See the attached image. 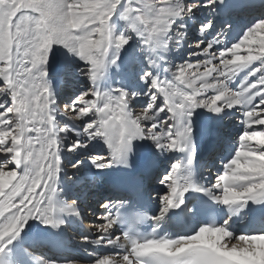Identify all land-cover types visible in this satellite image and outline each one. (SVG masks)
<instances>
[{
    "label": "snow or ice",
    "instance_id": "1",
    "mask_svg": "<svg viewBox=\"0 0 264 264\" xmlns=\"http://www.w3.org/2000/svg\"><path fill=\"white\" fill-rule=\"evenodd\" d=\"M239 3L0 0V264H264V231L232 227L238 217L264 228V18L236 33ZM56 47L79 62L55 71L69 87L81 81L66 99L51 82ZM182 49L187 58L173 64L170 54ZM237 113L231 157L212 181L199 180L197 139L216 152L222 120ZM176 153L160 173V158ZM152 179L158 211L147 215L141 201ZM92 180L111 195L92 212L95 231L82 234L74 229ZM189 193L222 205L227 218L216 223L209 208L190 233L162 231L169 213L204 211ZM147 221L151 231H139ZM77 237L87 259L37 248Z\"/></svg>",
    "mask_w": 264,
    "mask_h": 264
},
{
    "label": "bare ground",
    "instance_id": "2",
    "mask_svg": "<svg viewBox=\"0 0 264 264\" xmlns=\"http://www.w3.org/2000/svg\"><path fill=\"white\" fill-rule=\"evenodd\" d=\"M258 4V5H260V0H240V3H239V5H238V8H241V7H243V6H245V5H253V4ZM261 8V7H260ZM254 11V10H253ZM240 20H241V22H238L237 23V27H236V29H237V31L238 32H240V31H242L243 30V28L244 27H248V26H251V23H250V21L252 20V17H251V14H250V16H249V18L248 19H246V20H242L241 18H239ZM246 22H248V23H246ZM234 37V36H233ZM188 51H190V50H188ZM188 51H187V53H184L183 54V52H182V50H181V52H179V54H177V58H175L174 56H173V54L175 53H172L171 55H170V58H171V60H173V64H179V63H181L182 61H183V59H185V58H187V54H188ZM208 115H210V114H208ZM222 115H224V114H222ZM226 116H227V118H226ZM236 119L235 118H232V114H227V115H225V117H224V119L222 120V126H223V129H224V126H226L227 125V127L226 128H228L230 131H229V133H234L235 132V130L238 128L237 126H236ZM229 136H231V137H233L232 136V134H229ZM201 139V138H200ZM197 148H198V152H199V154H202V156L204 157V158H206V154H207V148H206V146H205V141L204 142H198L197 143ZM142 150H143V148H142ZM69 172H75V169H73L72 167H70L69 169H67V173H69ZM71 182H72V180H71ZM104 183H106V182H104ZM107 184V183H106ZM78 186V185H77ZM93 188V185L92 186H90L89 187V190L90 189H92ZM83 190V189H82ZM86 192H88V190L86 191ZM87 227H91L92 226V224H85ZM38 226L36 225V227H34L33 228V231H35L36 230V228H37ZM90 230V229H89ZM26 231V230H25ZM94 232V231H93ZM68 235V234H67Z\"/></svg>",
    "mask_w": 264,
    "mask_h": 264
},
{
    "label": "rangeland",
    "instance_id": "3",
    "mask_svg": "<svg viewBox=\"0 0 264 264\" xmlns=\"http://www.w3.org/2000/svg\"><path fill=\"white\" fill-rule=\"evenodd\" d=\"M113 20H114V22H115V24H116V30H117V32L119 33V31H121V30L123 29L124 24H123L122 21L119 20L118 15H117L116 17H113ZM185 51H186V52H185ZM187 51H188V50H182L183 54H184V53H187ZM179 52H181V51H179ZM179 52H178L177 54H179ZM172 53H174V52H172ZM172 53H171V54H172ZM171 54H170V55H171ZM53 57H54V55H53ZM66 58H67V57H66ZM175 58H177V55L175 56ZM172 62H173V60H172ZM56 64H58V59H57L56 57H54L53 60L51 61V66L54 67V65H56ZM226 118H227V116H226ZM69 168H70V166L68 167V169H69Z\"/></svg>",
    "mask_w": 264,
    "mask_h": 264
}]
</instances>
